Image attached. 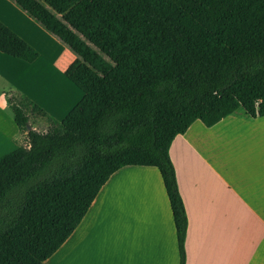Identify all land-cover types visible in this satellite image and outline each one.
Listing matches in <instances>:
<instances>
[{"label": "trees", "instance_id": "1", "mask_svg": "<svg viewBox=\"0 0 264 264\" xmlns=\"http://www.w3.org/2000/svg\"><path fill=\"white\" fill-rule=\"evenodd\" d=\"M75 55L83 93L62 121L9 100L28 145L0 157V264H45L127 166L158 168L186 264L188 216L170 148L197 120L264 116V0H10ZM0 53H39L0 21ZM49 123L28 130L30 117Z\"/></svg>", "mask_w": 264, "mask_h": 264}, {"label": "crops", "instance_id": "2", "mask_svg": "<svg viewBox=\"0 0 264 264\" xmlns=\"http://www.w3.org/2000/svg\"><path fill=\"white\" fill-rule=\"evenodd\" d=\"M0 21L36 50L61 45L10 0H0ZM2 62L28 63L0 53ZM68 67L61 73L64 84L74 96L80 92L81 101L82 91L65 76ZM0 80L8 102L0 104V150L8 154L26 138L14 122L8 97L33 101L34 96L1 70ZM71 99L69 95L66 102ZM226 142L232 153L228 160L221 154ZM170 157L188 216L186 264H264V116L234 114L213 127L197 120L176 137ZM45 264H180L159 169L127 166L112 175L80 225Z\"/></svg>", "mask_w": 264, "mask_h": 264}, {"label": "rangeland", "instance_id": "3", "mask_svg": "<svg viewBox=\"0 0 264 264\" xmlns=\"http://www.w3.org/2000/svg\"><path fill=\"white\" fill-rule=\"evenodd\" d=\"M38 48L39 60H37V62H34L33 64L24 62L26 63L24 65L12 62V64L9 65L2 62V64H0V70L7 74L11 82L13 81L24 91L33 95V101L45 109L53 119L61 121L63 120L64 115L69 113L76 104L80 102L81 98L80 92H78V95L74 96L73 91H68L66 84H64V81L66 80L61 74L74 61L75 55L65 46H62V44L60 47L56 46L55 48H51L52 51L42 46ZM69 95L72 99L67 103L66 99ZM0 96L2 97L0 99V104L7 106L8 102L6 97L3 96L2 93H0ZM8 99L18 100L20 97L12 96L8 97ZM37 100H40L42 104L38 103ZM63 106L64 108L61 112L60 107ZM236 116L245 117L242 110L236 113ZM36 118L37 117L33 116L30 117L31 126L42 133L46 132L49 129V123L44 118ZM225 134V141H227L228 133L225 132L224 135ZM27 145V140L23 137L19 146L26 147ZM224 148V151L221 149V154L228 160L230 153L228 142H226ZM2 150L3 151L0 150V157L7 153L5 149Z\"/></svg>", "mask_w": 264, "mask_h": 264}, {"label": "water", "instance_id": "4", "mask_svg": "<svg viewBox=\"0 0 264 264\" xmlns=\"http://www.w3.org/2000/svg\"><path fill=\"white\" fill-rule=\"evenodd\" d=\"M28 130L31 131L32 130V127L31 126H28Z\"/></svg>", "mask_w": 264, "mask_h": 264}]
</instances>
